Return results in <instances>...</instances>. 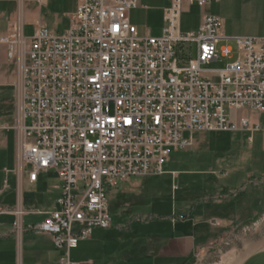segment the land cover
Instances as JSON below:
<instances>
[{"label":"built area","instance_id":"2783aa9c","mask_svg":"<svg viewBox=\"0 0 264 264\" xmlns=\"http://www.w3.org/2000/svg\"><path fill=\"white\" fill-rule=\"evenodd\" d=\"M185 1L202 8L219 0H170L156 37L130 22L136 0H80L62 33L38 27L30 37L17 29L0 37L21 77V173L35 183L54 172L61 184L44 222L24 229L16 210L13 227L50 235L58 264H74L71 251L92 230L111 228L107 193L164 174L171 154L190 146L185 134L259 130L229 112H264V38H226L210 15L184 33ZM228 41L236 59L204 76L203 66L232 59L231 47H218Z\"/></svg>","mask_w":264,"mask_h":264},{"label":"crops","instance_id":"0c3cea01","mask_svg":"<svg viewBox=\"0 0 264 264\" xmlns=\"http://www.w3.org/2000/svg\"><path fill=\"white\" fill-rule=\"evenodd\" d=\"M79 2L80 0H0V37L8 36L13 29H17L22 36L26 37L24 28L27 25L33 27L32 34L38 27H45L53 32L62 33L65 30L57 32L49 28L44 17L54 15L61 19H67L69 28ZM136 3V8L129 13L130 22L138 28V32L142 36H160L165 28V15L170 6V0H136ZM207 15L218 19L222 35L226 38H264V0H219L202 8L185 1L180 18V30L184 33H197L202 26L203 18ZM186 21H188L187 25H185ZM7 52V46L0 44V65L8 61ZM12 81L14 80H6L3 81L4 83L0 81V96L3 97L0 101L2 105V108H0V164L4 160L6 167L13 165L17 176L18 190L12 199L2 200L0 203V218H3L0 220V258H5L11 252L14 264H51L48 251L54 249L59 254V258L61 252L54 247L50 235L24 231L19 234L21 237L18 238L17 232L12 229L13 223L17 220L14 212L10 211L12 209L23 212L18 218L23 228L41 224L51 212L31 211L25 207L22 195L23 182L26 180L28 185L39 187L42 176L49 174V172L40 174L35 183H30L27 175L21 173V163L17 165L19 156L17 147L20 133L17 131V127L10 128V115L13 112V107L10 106L7 100L8 95L6 92L10 89ZM18 89V123L20 124L21 83ZM241 112L244 113L243 117L232 121L238 123L242 119H248L252 124H257L259 130H238L230 133L234 138L232 145L233 142L236 144L234 147L239 143V135H242L241 142L243 144L246 138H250L251 142L253 141V134L261 130L256 113L264 115V112H252L250 110H241ZM12 135L14 137L13 150L10 148ZM248 147L253 151L250 145ZM223 166L227 168L226 174L220 179H215V171ZM262 170L264 171V158L255 155L254 152H252V155H241L235 162L218 160L213 165L212 172L206 173L207 188L205 193L218 196L223 194L225 190L230 191L240 188L246 184L248 174L253 173V175H257L256 179H259ZM0 172L3 173L4 170H0ZM196 173L199 174V172ZM259 183H261V180ZM0 184H4V187L0 189V195L2 196L5 187L8 188L7 181L0 180ZM262 184L264 185V180ZM255 185L250 186L249 191L242 197L229 199L220 206L208 204L196 208L192 219L179 222L174 220L158 222L163 230L158 236L161 241L160 245H156L154 250L149 251L143 262L160 264L163 260H173L177 261V264H195L194 259L205 244L214 242L224 229H228L234 224H242L264 207V190L261 191ZM216 207L221 208L220 213H217ZM28 216H43L44 219L40 223L25 222L24 218ZM209 221H216L217 225H210L207 223ZM95 231L102 230L96 229ZM83 241L91 244L84 248V254L73 259L72 252L77 250ZM148 242H151V240L148 239ZM48 243L50 246H48ZM78 247L71 251V260L77 264L83 263L84 260L86 263L91 264H100L103 260H109L110 264H117L122 257H125L124 260L128 262H131L132 258L124 255L117 256V248L112 246L111 240L102 238L97 234L90 235L87 240L80 241ZM58 260L56 264H58ZM127 261H125V264H129ZM240 264H264V248L248 254Z\"/></svg>","mask_w":264,"mask_h":264},{"label":"rangeland","instance_id":"374dc122","mask_svg":"<svg viewBox=\"0 0 264 264\" xmlns=\"http://www.w3.org/2000/svg\"><path fill=\"white\" fill-rule=\"evenodd\" d=\"M44 18L47 21V26L57 32H62L69 26L67 19H61L58 16L46 15ZM187 24L188 21L185 22V25ZM24 31L25 36L29 37L33 32V27L27 25ZM222 46H229L234 50L232 59H221L215 63L203 66L204 76H207L208 71H217L225 68L228 63L236 59L237 51L234 42H220L218 47ZM192 48V56L194 57V46ZM7 60L6 63L0 65V81L4 83L3 81L6 80H14L12 85H10V89L6 91L7 100L10 106L13 107V112L10 115V128L14 129L19 125L17 104L21 77L17 61L12 63L8 56ZM2 98L0 96V101ZM1 106L0 104V108H2ZM229 115L232 120H235L243 117L244 113L232 110ZM256 115H258V118H256L261 125V130L253 134L252 142L250 138H246L244 144L241 142L242 135H239V143L236 147H234L236 145L234 144L235 142L232 145L234 138H232L230 133L198 132L192 136L185 134L184 137L191 141L190 146L171 154L169 162L163 165L164 174L149 175L132 179L126 183H118L115 189L107 193L106 202L112 227L108 231L93 230L90 235L97 234L102 238L111 240L112 246L117 248V256L132 257L131 262L124 260L125 257H122L117 264H125V261L129 264H148L143 262V259L146 258L149 251L154 250L156 245H160L161 242L158 236L163 230L158 222L168 220L179 222L192 219L196 208L208 204L220 206L229 199L240 198L254 184L263 191L264 171L262 170L261 179H256L257 175L250 173L247 176L246 184L240 188L230 191L225 190L223 194L218 196L205 193L207 188L206 173L212 172V167L216 161L223 159L228 162H235L241 155H252V152L264 158V115L259 113H256ZM250 142L251 144H249ZM248 144L253 151L249 149ZM10 148L11 150L14 148L13 135ZM18 164H20L19 156L17 159ZM0 170H4L3 173L0 172V180H6L8 186L7 189L5 187L3 195H0L1 203L2 200L12 199L13 195H16L18 188L17 176L13 165L6 167L3 160L0 164ZM226 171L227 168L225 166L219 167L214 173V178L220 179L226 174ZM196 172H199V174ZM53 174L54 172H49V174L43 175L39 187L28 185L26 180L23 182L22 195L26 209L31 211L39 210L44 213L54 209L55 200L61 195V188L59 180ZM260 180L261 183H259ZM3 187L4 184H0V189ZM76 194L79 195L80 193ZM216 210L218 211L217 213L221 212V208L216 207ZM10 211L13 213L16 209ZM43 219V216H28L24 218L25 222L33 221L35 223H40ZM207 223L217 225L216 221ZM75 230L74 228V232H76ZM14 232L16 231L14 230ZM33 232L35 231L29 230L28 233ZM17 234V237L20 238V233ZM148 239L151 242H148ZM90 244L87 241L81 242L78 249L72 252V258L74 259L84 254V248ZM48 246H50L49 243ZM262 248H264V207L242 224H234L228 229H224L214 242H209L200 249L194 261L195 264H240L242 259L248 254ZM10 253L5 258H0V264H14ZM48 256L50 263L56 264L59 254L54 249L48 251ZM81 264L91 263H86L84 260ZM100 264H110V261L103 260ZM160 264H177V261L163 260Z\"/></svg>","mask_w":264,"mask_h":264}]
</instances>
